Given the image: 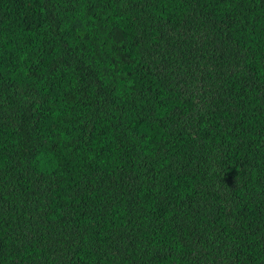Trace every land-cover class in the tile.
Wrapping results in <instances>:
<instances>
[{"label": "trees", "instance_id": "16d2710c", "mask_svg": "<svg viewBox=\"0 0 264 264\" xmlns=\"http://www.w3.org/2000/svg\"><path fill=\"white\" fill-rule=\"evenodd\" d=\"M0 264H264V0H0Z\"/></svg>", "mask_w": 264, "mask_h": 264}]
</instances>
